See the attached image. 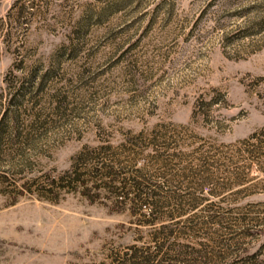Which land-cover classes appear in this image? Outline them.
<instances>
[{"label": "rangeland", "instance_id": "obj_1", "mask_svg": "<svg viewBox=\"0 0 264 264\" xmlns=\"http://www.w3.org/2000/svg\"><path fill=\"white\" fill-rule=\"evenodd\" d=\"M8 104L0 264H264V0H0Z\"/></svg>", "mask_w": 264, "mask_h": 264}, {"label": "trees", "instance_id": "obj_2", "mask_svg": "<svg viewBox=\"0 0 264 264\" xmlns=\"http://www.w3.org/2000/svg\"><path fill=\"white\" fill-rule=\"evenodd\" d=\"M14 99H16V96L10 97L9 101L14 100ZM8 108H10L9 104L7 107L4 108V111L1 113V116H0V140L6 132L5 123H6L7 118H9L14 123H16L17 121V116L14 113H11L10 109ZM101 174L103 176H108L109 181H107V183L110 184L108 188L109 189L112 188L115 191L116 187L111 186V184L113 183V180H115L114 176L111 175V172L109 170H104ZM69 182H73V185L75 187L81 186V193L87 194V188L85 187L86 183L84 179L80 177L79 173H75L72 177L70 176ZM129 187H130L129 189L132 190L133 195L131 197H128L127 191L120 193V197L117 198V202H123L126 199H128L133 206L135 205L140 206L142 205V203L143 204L147 203L150 205V209L151 208L153 209L156 207L157 202L155 199H153L154 196L152 195V193L144 191V184H142V182L138 180H132L129 182Z\"/></svg>", "mask_w": 264, "mask_h": 264}]
</instances>
